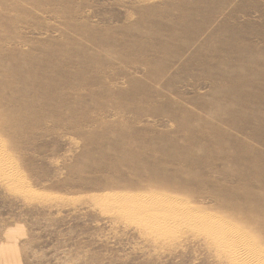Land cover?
I'll use <instances>...</instances> for the list:
<instances>
[{"label": "rangeland", "instance_id": "374dc122", "mask_svg": "<svg viewBox=\"0 0 264 264\" xmlns=\"http://www.w3.org/2000/svg\"><path fill=\"white\" fill-rule=\"evenodd\" d=\"M262 196L264 0H0V264H264Z\"/></svg>", "mask_w": 264, "mask_h": 264}, {"label": "bare ground", "instance_id": "6f19581e", "mask_svg": "<svg viewBox=\"0 0 264 264\" xmlns=\"http://www.w3.org/2000/svg\"><path fill=\"white\" fill-rule=\"evenodd\" d=\"M11 175V174H10ZM17 183V182H16ZM264 199V196H262L261 198H260V200H263ZM259 209H261V207H258ZM254 215H257V220H259V222H261V220L262 219H264V212H262V211H259V210H256V212H255V214ZM145 221V220H144ZM158 222H161V221H158ZM144 223V222H143ZM150 224H151V221L149 222ZM145 224V223H144ZM161 224V223H160ZM152 225V224H151ZM156 225H159V224H156ZM162 225V224H161ZM160 225V226H161ZM150 228V227H149ZM157 228V227H156ZM222 230H224L225 232H227V234H228V230L226 229H222ZM159 231H160V229H159ZM230 232V231H229ZM225 234V233H224ZM229 235H231V234H229ZM234 235V234H233ZM222 236V235H221ZM223 237H225V236H223ZM229 237H227V239H228ZM227 239H224V240H227ZM220 240V239H219ZM242 240V239H241ZM224 242V241H223ZM227 242V241H226ZM225 242V243H226ZM242 243H243V241H241ZM215 243H217L216 245H218V244H220V243H218V241L217 242H215ZM223 244V243H222ZM225 245V244H224ZM226 245H227V243H226ZM230 245V244H229ZM220 246V245H219ZM223 246V245H222ZM221 246V247H222ZM236 246V245H235ZM247 246H248V244H247ZM238 247V246H237ZM237 247L235 248L234 246L233 247H228V250L226 251V253L229 255V256H231V254L233 255V260H237V259H239L240 258V255H236V250H237ZM245 247H246V245H245ZM249 247V246H248ZM248 247H247V249L246 250H248ZM227 248V247H226ZM221 249V248H220ZM239 249H241V248H239ZM222 250H224V249H222ZM250 251L252 252L253 250L252 249H250ZM253 252H255V251H253ZM246 253V252H245ZM244 253V254H245ZM242 255H243V253H241ZM254 254V253H253ZM247 255V254H246ZM257 255V254H256ZM245 256V255H244ZM249 257H251L250 255H249ZM254 257V256H253ZM257 257V256H256ZM242 258H244V257H242ZM252 259H254V258H252ZM245 260V259H244ZM247 260H248V258H247ZM262 260V259H261ZM261 260L259 259V261L261 262ZM251 261V260H250ZM249 261V262H250ZM256 260H254V262H255ZM234 263H236V262H234ZM233 263V264H234ZM243 264H244V262H242ZM253 262H251V264H252ZM255 263H258L259 264V262H258V260H257V262H255ZM247 264V263H246ZM262 264V263H261Z\"/></svg>", "mask_w": 264, "mask_h": 264}]
</instances>
